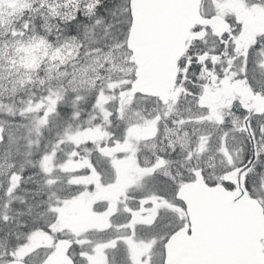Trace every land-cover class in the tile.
<instances>
[{"label":"rangeland","instance_id":"374dc122","mask_svg":"<svg viewBox=\"0 0 264 264\" xmlns=\"http://www.w3.org/2000/svg\"><path fill=\"white\" fill-rule=\"evenodd\" d=\"M63 0H0V113H3L2 101L15 99L19 94H25L26 91L44 90L46 85L51 84L46 92L48 96L42 97L37 101L27 100L29 105L33 107L34 111L41 110L48 114L54 112L57 106L63 99L65 93V84L68 83V89L76 95L88 93L97 94L99 114L103 116L102 121L106 123L107 129L110 125L113 126L112 119L117 118L112 112L116 110V95L119 90H123L131 84V77L133 74V67L130 62V54L115 41V38L106 40L101 43L99 50H91L86 54L85 58L80 55V43L75 40L67 39L54 31V20L57 14L63 10ZM237 1V0H236ZM213 4L217 8L223 7L229 11L236 4L235 0H213ZM253 9V7H251ZM254 16L257 17L258 23L249 28L248 32L254 31L259 34L264 31V10L259 6L256 8ZM26 18V21H25ZM29 21V22H28ZM39 21V26L35 23ZM256 21V20H255ZM20 25L22 33L17 34L15 27ZM40 30V31H38ZM53 40V41H52ZM110 45V46H108ZM262 65L259 67L261 73L259 82L260 90L264 95V46L261 50ZM249 59V52L247 54V61ZM257 59H255L256 61ZM139 103V102H137ZM143 109H146L145 103H140ZM27 105V104H26ZM155 110L158 115V120L166 121L170 114L179 116L183 121L195 120L191 129L192 137L190 143L184 142L183 146L186 152L183 154L185 159L192 158L193 167H203L208 176L215 178L217 174L222 176L225 172L226 165L231 164L227 160L226 152L231 158L234 165H238L240 156H245L246 152L240 153L233 149V145L228 143V147L219 145L218 132L211 123L206 114L200 112H192L186 114L183 118L178 110H159L155 107L150 114ZM173 112V113H172ZM158 120L148 121L147 125H158ZM0 126L6 131L8 141L6 146L0 151V180L7 176L10 189L15 188L20 180L18 173H12V165L7 156L14 154L20 148V145L25 143L24 148L32 142L30 136L27 135L28 128L17 127L8 123L6 120H0ZM117 129H124L120 124H117ZM139 128L140 126H132L130 128ZM128 128L120 132V142H132L133 137L128 134L131 130ZM258 129V144L260 153L263 156L262 161H258L255 170L249 177V185L258 188L259 194L264 192V119L257 124ZM161 140L167 137L164 126ZM176 133H173L174 136ZM87 140L101 141L105 137L101 133H92L86 135ZM81 136L78 135L73 138L75 143H79ZM183 135L179 137L182 139ZM106 140V139H105ZM174 147L176 143L171 142ZM220 147V149H217ZM213 148L217 149V155L212 154ZM19 167L24 166V161L18 160ZM242 159L239 162L241 165ZM122 164V163H121ZM100 168L105 169L109 163L107 158H102L99 161ZM235 165V166H236ZM54 163L49 161V165L45 169L46 177H50L52 181L57 180L68 173L75 172L78 169L77 165L71 163L60 169L61 175H53ZM126 172L122 180H127L130 173L134 172V167L122 165ZM152 173H157L155 166L151 165ZM229 169H227L228 171ZM59 172V173H60ZM105 172V170H103ZM121 170L119 169V173ZM108 174H111L109 172ZM155 176V175H153ZM108 177V176H107ZM69 178V177H68ZM102 179V178H101ZM76 178H71V182L78 188L82 185L81 181H75ZM258 183L262 185L257 187ZM101 187V182H98ZM161 191L171 195L172 189L170 184L162 183ZM100 190L97 185H91L88 189ZM112 190H117L113 187ZM95 194L85 196L82 191L77 195L79 200H85L90 204L92 197ZM30 198V197H29ZM34 199V198H30ZM65 217V218H64ZM67 216H62L60 221L66 219ZM79 216L76 212L71 213V218L76 220ZM171 225L169 224V228ZM174 227V221H173ZM54 233V230H53ZM53 247V237L49 232H38L32 237V243L18 254L0 255L2 258H45V252ZM141 249H148V247L140 246ZM37 259H34V261ZM33 261V262H34ZM4 264V263H0Z\"/></svg>","mask_w":264,"mask_h":264},{"label":"flooded vegetation","instance_id":"af4514ba","mask_svg":"<svg viewBox=\"0 0 264 264\" xmlns=\"http://www.w3.org/2000/svg\"><path fill=\"white\" fill-rule=\"evenodd\" d=\"M210 8L213 13L207 14L208 18L218 17L228 23L234 18L237 24L243 23L244 26L240 34H237L238 30L234 27L232 32L220 38L207 32L203 40L191 44V52L185 54L179 65L177 87L183 91L180 96L182 102L191 98L197 99L199 96L196 92H203L207 79L203 78L201 66L198 64L199 57L203 55L220 57L216 60H204L206 71L216 78L210 88L213 98H218L222 92L229 98L237 97L236 95L241 94L247 86H250L254 93L258 91L257 76L254 72H248L257 70V65L253 62H243V50L249 44L246 28L253 23V17L242 9L226 11L223 7ZM196 32L198 30L194 31ZM213 108L214 114L209 115L211 120L216 121L215 117H219L216 123L226 124L228 132H233L238 124L237 119L243 116L238 101L226 99ZM247 145L241 139L236 146L243 154L247 151ZM230 163L228 169H236L234 163ZM248 180L249 178L246 180L247 187ZM82 181L86 182V178L83 177ZM87 187L86 182L84 197L95 194L92 201L89 204L82 200L76 207L80 222L76 225L69 223L64 229L68 240L73 246L76 245L69 258L73 264L165 263L163 250L168 238L169 208L183 218L182 204L168 203L173 194L168 196L164 191L152 190L149 175L140 176L128 184L122 180L116 185L117 190H112L111 187L110 190L89 193L85 190ZM127 188L129 191L124 190ZM225 188L232 189V185L228 184ZM141 245L147 246L148 249H141Z\"/></svg>","mask_w":264,"mask_h":264},{"label":"water","instance_id":"95a60500","mask_svg":"<svg viewBox=\"0 0 264 264\" xmlns=\"http://www.w3.org/2000/svg\"><path fill=\"white\" fill-rule=\"evenodd\" d=\"M199 7L200 0H130L126 45L138 69L132 93L162 97L174 85L176 64L185 51L189 30L208 25L201 19ZM246 101L250 114L264 112V99L249 94ZM247 134L250 136L249 131ZM252 162L235 173V193L221 187L209 189L201 181L179 192V200L187 207L191 234L185 228L169 240L166 264H264V217L242 187V177ZM67 247L59 242L44 264L66 258Z\"/></svg>","mask_w":264,"mask_h":264},{"label":"trees","instance_id":"16d2710c","mask_svg":"<svg viewBox=\"0 0 264 264\" xmlns=\"http://www.w3.org/2000/svg\"><path fill=\"white\" fill-rule=\"evenodd\" d=\"M62 2L63 10L57 14L54 20V31L67 39L78 41L81 45L79 52L81 55L88 54L91 50H99L102 48L100 47L101 43L104 44L110 38H115V41L123 49L125 48L124 43L130 21L129 0H63ZM262 3L264 4V0ZM35 23L37 26L41 24L39 21ZM20 27L19 25L14 29H17L19 35L22 33ZM48 95L46 92L42 96L39 94L38 97L42 98ZM70 95L67 91L64 93V103L68 101L69 104H73L75 108L72 111H78L79 114L84 105L87 122L91 126L94 119V116L91 115L92 112H95L93 114L95 119L98 117L96 96L88 93L83 94L80 102L75 103ZM66 110L67 108H65V112ZM14 114L16 113L10 112L8 115L15 123H27L35 119V116L29 113ZM50 131L51 125L42 131L40 143L49 142ZM28 151L31 153L30 158L27 156L28 154L18 157V160L25 161V167L21 168L24 180H28L34 169L33 164L29 161L36 158V156L32 158V150ZM21 152L25 154V151ZM4 190L5 188L2 186L0 188V255H11L27 246L32 235L38 231H44L45 227L41 217H36L34 211H25L26 207H34V199H30L33 198L32 195L22 193L23 190L20 188L15 193L4 196ZM14 211H19L18 213H23V215H13Z\"/></svg>","mask_w":264,"mask_h":264},{"label":"bare ground","instance_id":"6f19581e","mask_svg":"<svg viewBox=\"0 0 264 264\" xmlns=\"http://www.w3.org/2000/svg\"><path fill=\"white\" fill-rule=\"evenodd\" d=\"M30 207V206H29Z\"/></svg>","mask_w":264,"mask_h":264}]
</instances>
